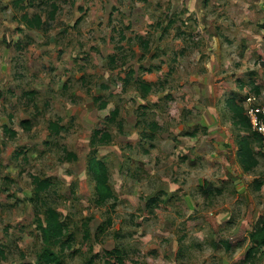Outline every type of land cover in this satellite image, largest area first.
Listing matches in <instances>:
<instances>
[{
  "label": "rangeland",
  "instance_id": "1",
  "mask_svg": "<svg viewBox=\"0 0 264 264\" xmlns=\"http://www.w3.org/2000/svg\"><path fill=\"white\" fill-rule=\"evenodd\" d=\"M261 24L264 0H0V264H46L47 207L60 264H264L247 256L264 142L229 108L264 102ZM34 176L49 182L35 201Z\"/></svg>",
  "mask_w": 264,
  "mask_h": 264
},
{
  "label": "trees",
  "instance_id": "2",
  "mask_svg": "<svg viewBox=\"0 0 264 264\" xmlns=\"http://www.w3.org/2000/svg\"><path fill=\"white\" fill-rule=\"evenodd\" d=\"M25 24L29 27L33 28H41L42 20L40 15L34 14L33 17H28L24 15L22 17ZM264 27V24L260 25ZM141 40V39H140ZM144 44H146L144 42ZM113 60V58H111ZM142 89L146 92L149 90L148 84H142ZM96 101H99L98 98H94ZM100 107H105V103L101 102ZM229 108L233 113V118L235 123L241 125L243 127H250L249 122L244 115V110L241 106L237 105L234 101L229 102ZM119 115L118 109H114L110 116L107 118L108 122H115ZM61 126L58 122L50 121L48 123V130L51 134H57L61 130ZM7 129V128H6ZM100 134V135H99ZM256 134V133H255ZM257 135V134H256ZM258 136V135H257ZM259 137V136H258ZM260 138V137H259ZM261 139V138H260ZM111 140V135L107 131H95L93 135V139L91 144H106ZM249 149L245 150V154L247 155ZM69 159H75V155L73 153H68L67 157ZM90 169L94 171V180L96 183V191H97V203L102 204L107 199L113 198V192L109 185L108 181V171L104 162L93 160L91 161ZM32 183L34 186V197L35 201L38 198V195L44 191L48 186L49 182L47 180H41L37 176L32 178ZM44 222L41 219H37V228L40 231L42 248L38 255L39 261H42L46 264H60V260L57 252L54 250L55 246H60L62 243V238L64 235V225L63 222L59 218L58 212L52 208L47 207L44 212ZM249 241L250 247L247 251V256H251L253 252H256L258 249H264V218H260L257 221L255 228L249 233ZM107 258L105 259L106 264H121V257L118 255L116 250L107 251ZM113 259V260H112Z\"/></svg>",
  "mask_w": 264,
  "mask_h": 264
},
{
  "label": "built area",
  "instance_id": "3",
  "mask_svg": "<svg viewBox=\"0 0 264 264\" xmlns=\"http://www.w3.org/2000/svg\"><path fill=\"white\" fill-rule=\"evenodd\" d=\"M244 109L251 130L264 142V102H259L254 96H248Z\"/></svg>",
  "mask_w": 264,
  "mask_h": 264
}]
</instances>
